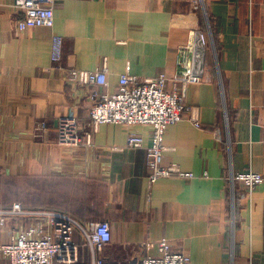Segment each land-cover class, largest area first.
Listing matches in <instances>:
<instances>
[{
    "label": "crops",
    "instance_id": "crops-1",
    "mask_svg": "<svg viewBox=\"0 0 264 264\" xmlns=\"http://www.w3.org/2000/svg\"><path fill=\"white\" fill-rule=\"evenodd\" d=\"M199 1L196 9L195 0H56L52 27L21 30L15 0H0V176L34 194L0 204V243L40 224L37 212L49 207L79 223L108 220L112 241L98 256L109 261L160 255L165 239L192 264H264V183L249 196L228 181L231 171L264 173V0ZM194 26L210 29L216 45L207 58L213 80L187 89L202 126L188 118L169 125L162 159L193 177L162 176L149 189L148 125L102 124L91 145L85 131L80 145L57 141L59 117L75 115L86 127L94 91L114 92L122 74L173 76ZM73 67H106L108 85L72 81ZM41 121L48 129L38 132ZM130 131L145 145L127 146ZM11 201L30 213L5 212ZM74 241L91 263L78 229Z\"/></svg>",
    "mask_w": 264,
    "mask_h": 264
},
{
    "label": "built area",
    "instance_id": "built-area-1",
    "mask_svg": "<svg viewBox=\"0 0 264 264\" xmlns=\"http://www.w3.org/2000/svg\"><path fill=\"white\" fill-rule=\"evenodd\" d=\"M56 0H15L22 12L16 21L18 29L30 27H52L55 23ZM194 7L200 8L195 0ZM211 49L216 52L211 31L201 26L190 27L188 40L178 48L176 72L169 76L161 72L153 77H139L124 73L119 78L117 89L110 92L95 90L90 120L85 127L77 116L59 117L56 127L57 141L61 144L87 145L93 143V136L105 123H119L128 127L148 125L150 127V145L148 146L150 167L149 189L162 176L193 177L191 172L183 171L178 165H163V153L166 150L165 134L169 125L188 118L201 127L200 109L186 103L187 89L190 84L213 80L207 58ZM63 39L55 37L52 46V60L60 62L63 57ZM72 81L80 85H108V71L101 69H69ZM188 113V115H187ZM48 129L47 121H41L38 132ZM85 131V137L81 132ZM146 138L141 133L130 131L127 146L142 147ZM228 181L234 185L242 182L249 196L254 189L264 183V173L252 169L234 172L228 175ZM7 213L29 214L21 203H14ZM45 221L28 227L17 235H12L0 249L8 258L9 264H192L191 258L182 250H174L165 239L159 242L160 255H146L140 259L109 261L99 257V252L112 241V226L108 220L90 221L80 224L68 214L60 212H37ZM4 220V219H3ZM4 222V221H3ZM91 250L92 262L79 258V246L74 241L75 228Z\"/></svg>",
    "mask_w": 264,
    "mask_h": 264
},
{
    "label": "rangeland",
    "instance_id": "rangeland-1",
    "mask_svg": "<svg viewBox=\"0 0 264 264\" xmlns=\"http://www.w3.org/2000/svg\"><path fill=\"white\" fill-rule=\"evenodd\" d=\"M207 20H208V18H207ZM3 182H4L3 177L0 176V204L4 203L6 200L8 201L9 199L15 200L17 198V196H22V197L25 196V198L30 199L31 202L33 201V199H34L33 192L30 190L27 191L25 188L20 187V183H19L18 179L14 180L11 178V180L8 182V186L4 185ZM41 197H42V202L47 203L49 201V192H48L47 196H45V192H43V194L41 193ZM12 203L13 204L14 203H21L23 206V203L20 201H13ZM47 205H49V204H47ZM24 209L27 211L26 208H24ZM39 210L42 212H51L52 209H50L49 207H46V208H42ZM42 218H43L42 222H44L46 218L45 217H42ZM80 224H83V223H80ZM76 229L79 230L78 227H76L75 230ZM0 244H3V243H0ZM90 253H91V250H90ZM1 256L6 257L4 252L0 249V257Z\"/></svg>",
    "mask_w": 264,
    "mask_h": 264
}]
</instances>
